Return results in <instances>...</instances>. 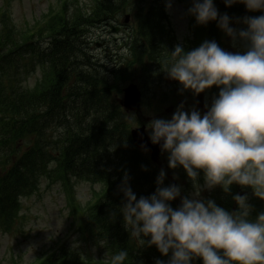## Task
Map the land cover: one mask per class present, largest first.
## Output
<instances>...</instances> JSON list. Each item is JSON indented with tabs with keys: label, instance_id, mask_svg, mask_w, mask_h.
Returning <instances> with one entry per match:
<instances>
[{
	"label": "clouds",
	"instance_id": "clouds-1",
	"mask_svg": "<svg viewBox=\"0 0 264 264\" xmlns=\"http://www.w3.org/2000/svg\"><path fill=\"white\" fill-rule=\"evenodd\" d=\"M233 4L261 14L236 21L244 25L238 29L227 14H219L213 0H193L188 15L198 25L216 22L243 52L231 53L205 40L187 52L178 44L162 54L160 63L181 93L199 95L213 86L219 90L203 115L194 108L185 111L181 104L170 119H153L147 125L151 143L167 154L168 168H182L192 182V197L182 198L173 209L170 203L181 189L163 187V169L147 198L137 199L126 178L121 187L125 229L137 246H154L162 256L171 253L167 264H193L197 259L201 264H264V212L249 219L247 196L237 194V211L230 213L201 199L197 183L202 172L205 190L220 187L227 193L237 184L264 200V0H225L226 7ZM107 264H129L128 252H114Z\"/></svg>",
	"mask_w": 264,
	"mask_h": 264
},
{
	"label": "rangeland",
	"instance_id": "rangeland-1",
	"mask_svg": "<svg viewBox=\"0 0 264 264\" xmlns=\"http://www.w3.org/2000/svg\"><path fill=\"white\" fill-rule=\"evenodd\" d=\"M54 2L55 0H20L13 3L11 5V16L16 27H24L27 22L37 19ZM183 13L184 7L176 1H172L171 8L168 9L170 24L176 34L187 35L188 18ZM101 34L100 31L92 30L90 38H97ZM231 42V40L228 41L229 44ZM230 52L235 53L237 50L234 49ZM78 193L82 199L85 195L89 196L88 185H80ZM48 210L47 212L45 209L43 212L45 214L37 216L25 210L27 222L24 227L21 226L23 230L20 234L17 232L13 236L0 235V264H11L12 261L29 264L38 255L39 251L49 243H52L54 239L66 230L63 227L65 216L60 211L61 209L55 212L51 207ZM94 253L95 251H93Z\"/></svg>",
	"mask_w": 264,
	"mask_h": 264
},
{
	"label": "trees",
	"instance_id": "trees-1",
	"mask_svg": "<svg viewBox=\"0 0 264 264\" xmlns=\"http://www.w3.org/2000/svg\"><path fill=\"white\" fill-rule=\"evenodd\" d=\"M187 2L189 3H193V0H187ZM214 6L217 8L219 14H227L231 20L235 17H240L244 14L245 12V6L243 4H233L230 7H226L225 6V0H213ZM116 12V6H114L112 4L111 0H104V2L102 4H100L98 6V8L96 9L95 12V19L98 21H100L101 19H105L108 17H111L114 13ZM80 26H84L85 24L82 22V18H79ZM74 27V25H71L70 30H68L67 28L65 29V32L68 34H73L72 32V28ZM204 27L206 28L205 31L209 32L211 38L210 41H215L218 44V36L220 35V33L222 32L218 27L216 22H209L207 25H204ZM78 28L80 33H84L83 29L81 27H75V29ZM160 32V28L159 26H156V36L159 35ZM69 49V47H66L63 52L66 53V51ZM81 51L78 49H74L73 47L70 48V54L72 56H79V53ZM106 80V81H105ZM105 81V89H108L111 87V77L110 76H106V75H102L101 78V82L96 79L93 82H89L88 83V87L91 90H95L96 87L98 88V85L96 83H98L100 85L103 84ZM94 82H96L94 84ZM98 94V92H97ZM93 96V95H92ZM95 97V96H93ZM86 102L89 104L87 107L89 108V110L93 109L96 111V109H98V106H104L105 105V100L104 97H101L99 94L97 97L95 98H88L86 100ZM99 110V109H98ZM98 120L96 121V125L95 127H92L90 129L91 132H99L100 130L103 129L104 127V123H105V128L103 131V138H98L96 141H90L89 143H87V145L85 147H90L99 143H102L106 140H110L112 142H116V137L115 136H110V133L113 131L114 129V120L113 119H109L108 117H105V112H103L102 110L98 111ZM96 135V134H95ZM93 135V136H95ZM120 135V132H119ZM120 158L122 160V164L124 165V167H122L121 171L122 174L128 175L130 178H132L133 176H138L140 175V165H137L134 163V159H131V155H132V150L130 147L128 146H124L120 149ZM130 157V158H129ZM129 158V160H128ZM142 167V166H141ZM151 181H154L153 179H151ZM128 186H132L131 184H128ZM138 188H139V192L136 194L137 199H139L140 197H149L151 196L156 189H154L153 191H145L143 190V184H138ZM123 228H124V223L123 220L118 216V215H114L111 220H110V235L114 238L117 239H121L123 237ZM68 263V261H64L62 263L59 264H66ZM54 264H58L57 262H55ZM167 264V263H165Z\"/></svg>",
	"mask_w": 264,
	"mask_h": 264
},
{
	"label": "water",
	"instance_id": "water-1",
	"mask_svg": "<svg viewBox=\"0 0 264 264\" xmlns=\"http://www.w3.org/2000/svg\"><path fill=\"white\" fill-rule=\"evenodd\" d=\"M127 92L129 93V94H127L129 97L133 96V89L132 88H130ZM134 97H135V93H134Z\"/></svg>",
	"mask_w": 264,
	"mask_h": 264
}]
</instances>
